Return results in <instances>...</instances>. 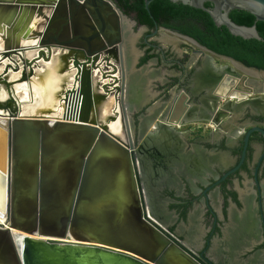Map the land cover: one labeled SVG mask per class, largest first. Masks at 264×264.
<instances>
[{"label": "water", "instance_id": "obj_1", "mask_svg": "<svg viewBox=\"0 0 264 264\" xmlns=\"http://www.w3.org/2000/svg\"><path fill=\"white\" fill-rule=\"evenodd\" d=\"M56 2L59 4L48 29L59 28V32L69 30L68 22L71 21L75 37L81 38L67 46L79 44V47L84 48L82 44H85L87 54L92 55L108 44L117 43L120 63L127 57L129 46L126 43L125 29L120 26L116 17L118 14L122 19V15L109 1L0 0V33L8 34L9 29L13 30L19 42L17 48L6 49V53L0 57V70L3 69L0 74L6 75L0 82L4 81L7 89L27 84L24 77L7 84L8 72L18 70L11 66L14 61L20 62L23 68H37L51 61L57 49L50 45L60 42L54 39L57 32L34 34L29 26L35 17H47L43 8L36 5H52ZM151 2L152 0L145 2L147 10ZM171 2L207 12L217 27H226L235 37L264 41L256 26H239L230 18V14L238 10L249 12L257 21L264 22V0ZM206 4H211L212 8L207 9ZM66 6L69 7V13ZM107 14L111 16L108 17ZM111 18L115 19V24L109 22ZM186 38L212 56L230 62L245 74L261 80L252 81L246 75H238L231 68L222 70V79L216 87L215 95L219 99H228L226 107L239 110L242 114L248 107H253L256 101L253 96L264 95V70L213 53L193 39ZM38 39L39 45L31 46L38 54L29 60L25 57L28 47H24L21 42ZM99 63V57H96L93 67ZM73 65L76 68L77 64ZM80 67L86 65L79 66V69ZM77 80L79 79L76 78V82ZM228 80L231 85L226 88V92L221 93L220 88ZM92 81L91 76L84 75L79 80V87L76 88L75 85L71 89L70 97L65 102L63 117L57 118L53 126L45 121L22 119L20 108L13 101L10 102L13 105L10 112L17 118L8 123L11 126L8 148L5 144H9V136L4 131V125L1 129L6 138L2 136L4 138L0 143V169H4L3 158L10 146V227L30 234L32 239L23 241L24 258L21 262L17 256L19 253L8 243L11 263L6 256H2L3 243H0V264H203L196 254L146 216L137 155L127 124L125 123L128 143H124L127 148L90 125ZM123 82L121 80L118 119H125L121 100L127 98V88ZM180 94V99L173 103L168 120L175 125L184 124L182 121L193 108L187 102L188 96L184 92ZM236 96L239 98L234 99L236 102L232 106ZM10 99H14L13 96ZM223 110L218 108L210 123L219 127L223 117L231 114ZM157 129L158 126L154 131ZM253 134H259L264 139V128L254 125L246 133L240 165L225 175L224 179L242 165ZM72 230L75 231L74 237L77 240L84 242L86 239L95 245L83 247L57 240L43 241L37 237L38 234H60L66 238L67 232ZM6 239L12 243L10 236H6Z\"/></svg>", "mask_w": 264, "mask_h": 264}, {"label": "flooded vegetation", "instance_id": "obj_2", "mask_svg": "<svg viewBox=\"0 0 264 264\" xmlns=\"http://www.w3.org/2000/svg\"><path fill=\"white\" fill-rule=\"evenodd\" d=\"M106 1L113 4L122 19L129 18L132 24V35L125 31V35L132 38L128 51L132 64L127 65L126 58L120 63L124 87L128 88L129 75L147 76L145 82L139 84L142 88L139 102L131 110L127 98H121L123 112L126 114L129 110L132 114L136 139H142L136 159H142L149 167L147 177L139 178L146 216L160 220L166 228L159 226L180 243L182 240L191 245L197 253L184 246L203 264H264V139L261 135L250 137L242 165L224 179L240 165L246 133L254 125L264 128V113H251L256 109L248 107L250 111L241 114L225 106L223 112L231 114L223 117L219 127H213L210 120L221 108L215 95L216 87L222 79L221 71L230 67L216 66L212 62L216 57L205 54L196 59L188 54L181 57L155 38H160L161 31L186 40L188 35L162 24L149 26L140 21L137 13H126L122 1ZM137 29H143L140 37H135ZM201 50L192 52L194 55L203 53ZM161 68L174 73H163L159 71ZM251 80L261 81L253 76ZM181 92L188 96L187 102L193 108L182 121L184 124L171 125L168 121L171 108L180 99ZM197 121L210 127L208 137L187 139L181 129ZM157 125L158 132L161 130L177 142L175 147L163 151L149 145L153 137L150 134ZM247 125L250 128L245 130Z\"/></svg>", "mask_w": 264, "mask_h": 264}, {"label": "bare ground", "instance_id": "obj_3", "mask_svg": "<svg viewBox=\"0 0 264 264\" xmlns=\"http://www.w3.org/2000/svg\"><path fill=\"white\" fill-rule=\"evenodd\" d=\"M58 4L59 2H56L52 5H43V4L36 5L43 8V11L45 12L47 17H43V18L35 17L29 26L33 29L34 34L35 33L45 34L49 31L54 33L57 32V35H54V39L56 41L60 40V42L55 45H50L52 46V48L57 49L56 51H54L51 61L46 65L41 64L37 68H29V67L23 68L20 62L17 63L16 61H14L13 63H11V66L12 68H18V70L16 72L15 70L14 72L13 71L8 72L6 77L7 84L18 81L22 77H24L27 84L15 85L7 89L5 82L4 81L0 82V143L1 140L4 137L6 138V135H8L9 144L7 145L5 144L6 148H8V145H10V135H11L10 134L11 126H9L8 123H10L12 120L17 118L13 116L10 112L11 108H13V105L10 102L13 101L14 103L17 104L18 109L20 108L21 111L20 115L23 116L22 119L45 121L49 126H53V124L57 121L56 120L57 118L63 117L66 108L65 102L70 97L71 89H74L75 85L76 88H78L80 85L79 80H81V78L84 75H87V76H91L93 80L91 83L92 108H91V120H90L92 124L90 125L98 128L101 132L107 134L112 139L117 141L121 146L127 148V146L124 144V143H128V137H127L128 135L126 131L127 129L125 127V122H124L125 119L124 118L118 119L117 117L118 116L117 113L120 112V97H121L120 87H121V80L123 78L122 69L120 66L119 54H118V46H117L118 44L117 43H115L114 45L108 44L104 49H102L101 51H97V53H94L92 55L87 54V49L85 47V44H82L84 45V48L79 47L78 46L79 44H75L73 47L67 46L69 43L75 42L81 38L75 37L76 33L75 30L73 29V25L71 21L68 22L70 25L69 30L65 29L59 32V28L56 30L48 29V26L52 22V15L54 14V10L58 6ZM65 9L69 13V7L66 6ZM106 16L109 17L111 16V14H107ZM116 17L118 19V22H120V26L123 27L124 24L121 17L118 16V14L116 15ZM109 22L115 24L116 21L114 18H111ZM9 31L10 34L0 33V57H2V55L6 53L5 52L6 49L11 48L13 50L19 46V42L16 37L17 35L14 34L13 30L9 29ZM0 32H2L1 27H0ZM39 42L40 39H38L37 41L25 40L21 42L22 45H24V47L25 46L28 47L26 48L25 57H27L29 60H32L37 56L38 54L37 51H34L33 49L34 47L31 46H36L37 44L39 45ZM126 43L130 49L132 45V38H130L128 34L126 35ZM129 49H127L126 64L130 66L132 62L130 56H128ZM96 57H99L100 63L94 68L93 61L96 59ZM204 61L205 63L207 61L205 57H204ZM74 63L77 64L76 68L73 65ZM83 65H86V67H80L79 69V66H83ZM2 70L3 69L0 70V73ZM124 71L125 69L123 70V72ZM130 74L133 73L130 72ZM5 76L6 75L0 74V79H3ZM76 78L79 79L77 80V82H76ZM145 79H147L146 75L130 76L128 82V88H127V100L129 102V104H127L128 109L130 108L131 110L133 106L138 104L139 91L140 89H142L140 88L139 84L141 82H145ZM230 85H231V81L230 80L226 81L220 88V92L221 93L226 92V88H228ZM11 96H13L14 99H10ZM235 98L238 99L239 97L236 96ZM98 111L100 114H98ZM3 125L7 129L4 130L6 132V135L2 134L1 132ZM153 129H155V127ZM150 135L153 136L151 141L149 142V145L152 147L155 146L156 148L158 147L164 151L167 150L168 148L171 149L177 145L176 141L170 139L169 136H165L164 132H162L161 130L160 132L156 130L152 132ZM2 136L4 137L2 138ZM178 143H180V141ZM168 151L170 152V150ZM1 162H2V149L0 148V163ZM137 162H138L137 163L138 168L141 171V176L143 178H146L147 175L149 174L148 165L142 159H138ZM3 163H4V169L3 170L0 169V243H3V247H2L3 252H1V255L4 257L6 256L9 262L11 263V260L9 258L10 256L8 253L7 243L8 245L11 244L14 246L16 252L20 254V255L18 254L17 256H18V260L21 262L23 261L24 258L22 256V247L24 243L23 241L25 239H32L31 238L32 236L28 233L21 232L14 227H10L11 224L10 222V174H11L10 146L8 151L7 150L5 151ZM199 165L200 163L196 165L198 169H199ZM148 199L149 197L147 196L146 202L148 201ZM149 215L152 216L151 212ZM13 219H15V214ZM74 232H75L74 230H72V232L68 231L66 238L61 237L60 234L58 235L47 234L43 236L42 234H38L37 237H39L38 239L43 241L57 240L58 242L79 244L82 245L83 247H93L92 245H95L86 239L84 242L77 240L74 237ZM6 236L11 237L12 243L11 242L9 243L7 241Z\"/></svg>", "mask_w": 264, "mask_h": 264}, {"label": "trees", "instance_id": "obj_4", "mask_svg": "<svg viewBox=\"0 0 264 264\" xmlns=\"http://www.w3.org/2000/svg\"><path fill=\"white\" fill-rule=\"evenodd\" d=\"M121 1L126 13H137L142 23L176 28L216 54L264 70V41L244 40L231 35L226 27H217L205 11L173 3L171 0H152L148 10L145 8L147 0H134L132 4L131 0ZM206 8L211 9L212 5L206 4ZM230 18L239 26H256L264 40V22L257 21L251 13L237 10L230 14Z\"/></svg>", "mask_w": 264, "mask_h": 264}, {"label": "rangeland", "instance_id": "obj_5", "mask_svg": "<svg viewBox=\"0 0 264 264\" xmlns=\"http://www.w3.org/2000/svg\"><path fill=\"white\" fill-rule=\"evenodd\" d=\"M123 24L125 26L124 29H125L126 33L128 32L130 35H132V33H133L132 32V24H131L129 18H124L123 17ZM142 34H143V29H137L135 37H140ZM155 39H158V40L160 39V41H162V46L166 47L167 49L171 50L172 52L180 53L181 57L186 56L185 54H188V57H191V58L195 57V59L201 57L202 54L214 57L211 54L205 52L204 50H201L200 48H198L194 43H192V42H190V41H188L186 39H183V38H181L179 36H176L174 34H171L169 32L161 31L160 38H155ZM194 50H201L203 53L197 52L194 55L193 52H192ZM193 60L190 63V65L193 64ZM213 62H214V64L216 66H228L235 73H237L238 75H242V76L246 75L247 77H249L251 79L250 75L245 74L244 72H242L241 70H239L238 68L233 66L230 62L221 60L219 58H213ZM152 66H153V68L151 70L153 72L154 69H155V66L153 65V63H152ZM161 69H159V71H162L163 73H165V72L169 73L170 72L171 75L174 73L173 71L172 72L168 71L169 69H163V68H161ZM252 98H254V100H256L254 102V104H253V107L256 109V111L252 110L251 113H256V112L257 113H264V95L253 96ZM234 99H237V98H233L232 106H234V104L236 102ZM217 102L219 103L220 107L223 108L228 103V99H225V98L224 99H220V100L218 99ZM246 111H250V110L247 109ZM125 112H126V114H125V123L128 126V131L131 130V131H129V134H131L130 137L132 139L133 145L135 146L134 149L137 152V150L139 149L140 145L142 144V139L141 140H137L136 139L137 131H136V128H134V124L132 122V114L129 112V110H127ZM213 127H215V126H213ZM248 128H250V126L247 125L245 130L248 129ZM181 130L187 134V139H192V138L193 139H196V138L204 139V138L208 137L209 131H210V127L208 125H206L205 122L197 121V122H195V124H189V125L183 127ZM191 130H194V131H191ZM137 159H139V158H137ZM153 219L158 225H161L162 227L166 228V226L160 220H158L156 218H153ZM180 241H181V243L183 245H185L189 249H191V250L194 249L191 245L187 244L186 241H182V240H180ZM193 251L195 253H197L196 250H193Z\"/></svg>", "mask_w": 264, "mask_h": 264}]
</instances>
